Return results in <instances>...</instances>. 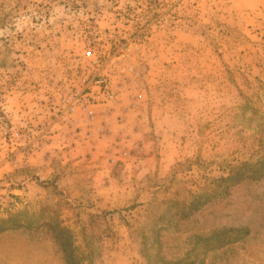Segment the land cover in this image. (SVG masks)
Returning <instances> with one entry per match:
<instances>
[{
    "label": "rangeland",
    "instance_id": "1",
    "mask_svg": "<svg viewBox=\"0 0 264 264\" xmlns=\"http://www.w3.org/2000/svg\"><path fill=\"white\" fill-rule=\"evenodd\" d=\"M0 264H264V0H0Z\"/></svg>",
    "mask_w": 264,
    "mask_h": 264
}]
</instances>
